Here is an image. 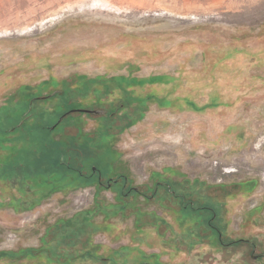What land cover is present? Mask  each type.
Masks as SVG:
<instances>
[{"label":"rangeland","instance_id":"obj_1","mask_svg":"<svg viewBox=\"0 0 264 264\" xmlns=\"http://www.w3.org/2000/svg\"><path fill=\"white\" fill-rule=\"evenodd\" d=\"M0 264H264V0H0Z\"/></svg>","mask_w":264,"mask_h":264},{"label":"flooded vegetation","instance_id":"obj_2","mask_svg":"<svg viewBox=\"0 0 264 264\" xmlns=\"http://www.w3.org/2000/svg\"><path fill=\"white\" fill-rule=\"evenodd\" d=\"M106 111V110H105ZM108 110L106 111L107 115ZM94 175L91 177H94L99 186L103 187H113V189L116 192V196L120 198V201L122 202L127 201L129 197L133 195H142L145 199L155 200L158 197L164 196V193L166 195L173 196V198H176L177 201H179V205H182L183 210L186 212L187 210L190 211H207L208 214L211 215V218L207 220L208 226L211 228V232L217 234L219 238V242L223 246H229L233 244H240L235 243L236 241H247L251 246L253 243L248 240L239 239V240H232V241H226L224 238V235L222 233L221 228L218 226V224L215 222V220L218 217L217 209L212 204H196V202L192 198H188L185 192H182V190H178L176 187H174L173 183L169 179H162L155 183L153 190L150 192L148 191V187L144 190L142 187L133 186L130 181L129 177L125 174H119L117 177L107 176L106 173H104L103 170L97 169V167H93ZM89 177V175H88ZM89 179V178H88ZM164 189V192L163 190ZM160 201H163V199L159 198ZM37 254V253H36ZM96 256V255H95ZM98 257V256H97ZM98 259H103L101 257H98Z\"/></svg>","mask_w":264,"mask_h":264},{"label":"trees","instance_id":"obj_3","mask_svg":"<svg viewBox=\"0 0 264 264\" xmlns=\"http://www.w3.org/2000/svg\"><path fill=\"white\" fill-rule=\"evenodd\" d=\"M47 153H49V162L48 163H44L45 165H50L53 166L52 168L56 171L57 173L60 174H66V172H69L68 175H73L78 177V181H82L84 179V175H83V171L82 169L78 168L76 165H73L71 163L65 162V154L63 153V147H55V148H51L50 150L47 151ZM46 154V153H44ZM47 155V154H46ZM48 156V155H47ZM43 158H45L44 156L41 157V160H43ZM52 159V160H51ZM44 164H42V166H44ZM76 180V179H75ZM241 241H236L235 243H240ZM35 251V250H32ZM38 253V251H35L34 254ZM91 258H98L97 256L91 257Z\"/></svg>","mask_w":264,"mask_h":264},{"label":"water","instance_id":"obj_4","mask_svg":"<svg viewBox=\"0 0 264 264\" xmlns=\"http://www.w3.org/2000/svg\"><path fill=\"white\" fill-rule=\"evenodd\" d=\"M81 111L88 112V113H95V114L100 113V114H103V115L106 114V111L103 110V109H100V110H87V109H82Z\"/></svg>","mask_w":264,"mask_h":264}]
</instances>
